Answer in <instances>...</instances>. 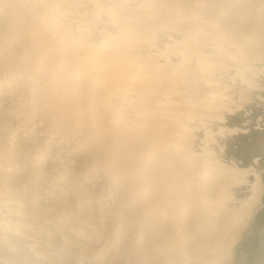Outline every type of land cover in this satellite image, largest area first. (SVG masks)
<instances>
[{"label": "bare ground", "instance_id": "6f19581e", "mask_svg": "<svg viewBox=\"0 0 264 264\" xmlns=\"http://www.w3.org/2000/svg\"><path fill=\"white\" fill-rule=\"evenodd\" d=\"M262 46L264 0H0V264H232L262 187L192 121Z\"/></svg>", "mask_w": 264, "mask_h": 264}, {"label": "rangeland", "instance_id": "374dc122", "mask_svg": "<svg viewBox=\"0 0 264 264\" xmlns=\"http://www.w3.org/2000/svg\"><path fill=\"white\" fill-rule=\"evenodd\" d=\"M163 44L164 43H161V46ZM262 47V51L260 50L253 54L251 56L252 58L250 57V63L252 64L250 65L249 63L250 67L248 63L247 65L244 63L249 62V58H245L243 62L240 60L242 63H239V60H237L239 65L243 66L244 64L245 67H249L245 68L246 70L244 69L243 74L233 69L229 71L228 68H223L226 72L228 70L227 73L222 72L224 71L223 69L220 70V72L218 70L215 72L213 71L212 77L215 75L213 80L215 79L222 82L220 84V82L217 83V81H214V83H217L218 86L222 88L219 90L223 91L219 92V90H217L218 86H216V88H210V91L216 89V91L220 93L211 95L213 96L211 98H218L217 100L221 99L220 106H223L224 108L227 106L229 109L227 110V108L224 109L223 107L217 109L216 107L213 109L214 115L211 114V118L210 115L208 118L206 116L207 119L204 118V120L201 122H196L194 119L192 122L195 121L194 123L197 125L191 122L193 125L191 124L190 127H193L194 129L196 126L197 128L194 129L195 131H191L192 133L194 132V135L191 133L194 136V139L192 138V144L196 140L193 145L191 144L192 150L196 149L194 152H202L204 147H207L209 150H211V152L220 158L221 162L233 167L234 170L238 171L237 175L239 179L236 180L234 186L237 184L238 185L237 187L233 186V192L235 193V197L238 198L239 202L250 197L253 198L254 195L250 184H252L256 178L260 180L259 183L261 184L262 189L259 193L258 199H255L244 228L240 230L239 237L237 238L238 240L235 241L236 243L233 246L232 264H264V46ZM258 53H262L263 55H259ZM257 54L260 56V58L259 56H256ZM253 58L254 60L251 61ZM253 65L256 69L254 67L252 69L251 66ZM245 71H249V73H245ZM233 73H236L237 75H233ZM219 74L221 76H219ZM226 74L228 76L230 74V76L228 77ZM232 78H234V82ZM248 81L251 84L248 83ZM209 90H205L206 97L207 95L209 96V94H211L208 92ZM221 93L222 95L225 93L224 96L227 95L229 100L232 99L233 101H227V103H229L227 104L226 101L222 99L224 96H221ZM222 101H225V106ZM215 109L216 111L219 109L223 111L225 110V112L220 110L218 111V113L224 117H220L219 114H216L217 112L214 111ZM215 114L217 116L219 115V117L216 118ZM200 123L203 125H200ZM204 127L206 129L203 130ZM208 127L212 130H209ZM198 129H202V132ZM206 132H208L207 135ZM203 136L206 137V140L209 136L208 142H206L205 138V141L203 140ZM210 138H212V140H210ZM214 139L217 142H215L216 144L213 141ZM199 140H201V142ZM205 142L209 144L206 145ZM208 146H212L214 150L212 147ZM246 171L248 172L246 173ZM244 178L245 180H243Z\"/></svg>", "mask_w": 264, "mask_h": 264}]
</instances>
